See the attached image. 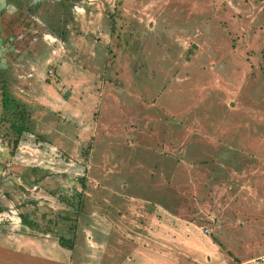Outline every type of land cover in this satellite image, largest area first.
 Instances as JSON below:
<instances>
[{"label":"rangeland","instance_id":"1","mask_svg":"<svg viewBox=\"0 0 264 264\" xmlns=\"http://www.w3.org/2000/svg\"><path fill=\"white\" fill-rule=\"evenodd\" d=\"M85 7L51 11L64 40L54 74L41 51L34 70L18 69L34 73L30 91L7 86L32 129L13 148L0 125V160L11 163L0 207L19 213L18 226L23 217L30 225L0 222V264H93L81 255L104 253L123 260L129 247L114 244L113 228L102 229L109 230L105 249L96 246L98 230L94 245L83 243L82 225L101 208L108 227L135 221L147 232L144 225L158 230L148 218L166 219L164 264H191V255L207 264L205 256L225 250L259 255L264 0H93Z\"/></svg>","mask_w":264,"mask_h":264},{"label":"flooded vegetation","instance_id":"2","mask_svg":"<svg viewBox=\"0 0 264 264\" xmlns=\"http://www.w3.org/2000/svg\"><path fill=\"white\" fill-rule=\"evenodd\" d=\"M93 0H0V125L6 124L12 136L13 148H19L21 137L32 129V121L23 104L13 97L8 90L9 83H16L15 88L19 92H24L26 86L28 91L32 88L34 73L28 72L26 75L18 73L25 72L28 66L31 70L36 67L35 61L40 60L39 53L48 51L47 58L44 59L49 68L53 67V57L51 52L57 49V44L64 45L63 32L57 35L53 19L50 15L55 6L60 5L62 9L70 8L73 14L86 12V7ZM75 18V17H74ZM66 25V24H65ZM62 40V41H61ZM56 55V54H55ZM46 56V55H45ZM12 64V65H11ZM52 66V67H51ZM48 69V68H47ZM8 73L14 75V79L8 77ZM13 81V82H12ZM25 127V131H23ZM22 130V135L18 136L17 131ZM4 147L0 141V154H3ZM17 157V156H15ZM10 162L0 160L1 171L0 180H6L7 165ZM4 194L0 188V203ZM1 206V204H0ZM10 208L0 207V212H8Z\"/></svg>","mask_w":264,"mask_h":264},{"label":"crops","instance_id":"3","mask_svg":"<svg viewBox=\"0 0 264 264\" xmlns=\"http://www.w3.org/2000/svg\"><path fill=\"white\" fill-rule=\"evenodd\" d=\"M257 204L258 203H256V205ZM260 205L264 206L263 201L260 203ZM160 208L164 209L162 207ZM253 208H255V206ZM99 211L100 212L98 213L99 215L97 217L89 216L90 217L89 221H86L84 225H82L81 230H82V234L84 235L83 243L90 242L89 243L90 246L94 245L93 242L95 241V237L93 236H95V234L93 235V233L94 231H96L97 233V230H98L101 236L98 237L99 241L96 242V246H99L98 248L105 249L106 248L105 244L110 242L109 238L107 237V232L113 228L115 233H112L114 235L110 234V238L113 239V242L116 245L129 247L128 253L124 256L123 260L121 261H118L116 259V257H118L117 255H111L110 253H108L107 255H105L104 253L103 258H100V256H94V255L85 256V254H83L81 255V257L83 258L81 261L83 263L88 261V263L91 262L93 264H103L105 262L112 261L114 263H111V264H164L166 261L169 260V256H167L165 252L163 251L167 247L166 244L168 243V237H167V232H166L167 227L164 225V222L166 219H163L162 216H156V218H153V219L152 217L148 218L149 222L154 221V223L158 225V230H151L152 228L144 225L145 229L147 230L146 232V231H143V230L140 231L139 229H137L139 228V225H138V222H135V221L131 225H129V223H127L128 221H126V222H117L115 223V226L113 225L110 226L109 223H108L109 227L105 226L106 222H104V220L107 219L106 217H104V214H106L105 209L101 208L99 209ZM134 211L136 214L139 213L137 209H134ZM117 214H120V213L117 212ZM120 218L125 219L123 217H120ZM18 225L16 226L20 227V229H21V226L24 228L26 226L24 224L21 226H18ZM232 227H234V225H232ZM104 228H108V229L110 228V229L108 231L102 230ZM122 228H125V229L122 231L120 230ZM20 229L17 228L16 231ZM206 234H209V233H206ZM48 235H49L48 233H45L44 236L50 237ZM22 236L23 234L20 233L17 235L16 239L18 240L19 238H22ZM19 242H20V245H22L21 248H23V246H25V243L21 241ZM80 242H81V239H80ZM34 243L38 244L39 242H33V244ZM190 243L191 245L194 246V242L189 240L188 244ZM260 243L262 244V241ZM211 244H212V247L218 250V248L215 246V244L212 241H211ZM72 249H74V247ZM77 249L79 250V247ZM174 259L175 258H172V259L170 258L171 261H174ZM185 259L191 264H198V261L192 255L185 256ZM63 260L65 259L63 258ZM68 260L72 261V259H68ZM203 260L207 264H264V250H262V252H260L259 255H257L256 257H247V258L236 256V255H230L229 253H226V250H225V254H217L215 256L208 255V256H205ZM50 261H53L56 263H62V256L52 255L50 257ZM20 262L23 264L22 261Z\"/></svg>","mask_w":264,"mask_h":264},{"label":"built area","instance_id":"4","mask_svg":"<svg viewBox=\"0 0 264 264\" xmlns=\"http://www.w3.org/2000/svg\"><path fill=\"white\" fill-rule=\"evenodd\" d=\"M98 28H99V27H98ZM99 34H100V32H99ZM61 47H62V45H61ZM58 52H59V48H57V49H53L52 52H51V55L54 56L55 54H58ZM48 72H49V74L53 75V74H54V68H49V69H48ZM8 212H10V214H12V217L9 216L8 219H5L4 216L6 215V212H0V222H6V221H9L10 223H12V224H14V225H18V224H20V222H21V218H20L19 213L16 212V211H14V210H12V209H10ZM15 212H16V213H15ZM13 214H15L16 217H14ZM13 217H14V220H13ZM5 220H6V221H5ZM203 231H204L205 233H209V232H210L209 229H207V228H204Z\"/></svg>","mask_w":264,"mask_h":264},{"label":"trees","instance_id":"5","mask_svg":"<svg viewBox=\"0 0 264 264\" xmlns=\"http://www.w3.org/2000/svg\"><path fill=\"white\" fill-rule=\"evenodd\" d=\"M25 130H26V129H25V127H24L23 131H25ZM23 131H22L21 129H20L19 131H17L18 136L22 135ZM23 222H24V224H29V225H30V222L27 221L25 217H23Z\"/></svg>","mask_w":264,"mask_h":264},{"label":"water","instance_id":"6","mask_svg":"<svg viewBox=\"0 0 264 264\" xmlns=\"http://www.w3.org/2000/svg\"><path fill=\"white\" fill-rule=\"evenodd\" d=\"M0 46H1V43H0Z\"/></svg>","mask_w":264,"mask_h":264}]
</instances>
